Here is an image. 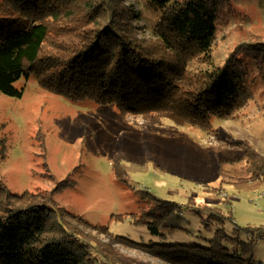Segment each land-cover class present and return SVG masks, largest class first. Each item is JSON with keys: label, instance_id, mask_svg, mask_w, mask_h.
<instances>
[{"label": "trees", "instance_id": "16d2710c", "mask_svg": "<svg viewBox=\"0 0 264 264\" xmlns=\"http://www.w3.org/2000/svg\"><path fill=\"white\" fill-rule=\"evenodd\" d=\"M152 4L161 10V17L149 31L156 42L147 44L139 40L121 0H0V92L22 96L15 82L34 74L40 86L73 101L114 104L126 114L164 117L212 130L214 115L243 105L258 78L264 84V39L243 41L222 64L195 73L188 69L189 62L211 61L216 19L231 8L232 0H152ZM46 45L51 51L44 52ZM243 160L249 175L243 181L264 176V155L251 149L226 162ZM224 163L222 175L227 171ZM119 166L116 161V175L121 174ZM62 184V189L71 186ZM0 191L8 199L26 196L2 184ZM137 194L138 216L117 218L134 217L136 224L147 226L152 238L144 243L108 230L117 243L130 239L142 251L148 245L167 264H264L256 258L253 243L264 238V226H240L221 207L193 198L181 205L148 191ZM185 209L201 217L203 227L212 233L209 238L190 234L182 215ZM50 211L58 213L57 224L52 223L61 229L58 236H48ZM88 224L65 207L56 209L50 199L12 206L0 213V264H121L111 249L99 256L95 245L85 244ZM178 232L196 240H173Z\"/></svg>", "mask_w": 264, "mask_h": 264}, {"label": "rangeland", "instance_id": "374dc122", "mask_svg": "<svg viewBox=\"0 0 264 264\" xmlns=\"http://www.w3.org/2000/svg\"><path fill=\"white\" fill-rule=\"evenodd\" d=\"M121 2L139 40L156 42L149 31L161 10L152 0ZM216 25L211 61L192 59L189 70L210 69L222 64L241 42L263 40L264 0H232L231 8L218 15ZM46 47L44 52L51 51ZM155 48L159 55V47ZM15 87L23 90L22 96L0 92V184L26 196L8 199L0 191V213L27 200L50 199L56 209L65 207L88 220L82 240L95 245L99 256L111 249L121 264H167L148 245L142 251L139 243L130 239L117 243L109 233L143 242L152 238L147 226L136 224L134 217L117 218L119 214L138 216L137 191L181 205L193 198L196 203L221 207L240 226H264V176L243 181L242 177L249 176L245 160L226 162L241 158L247 149L264 155V84L260 78L250 86L252 93L243 105L212 117L210 131L169 118L126 114L114 104L84 98L73 101L40 86L34 74L16 81ZM116 161L119 175L114 170ZM62 182L71 186L62 189ZM50 212L48 236H58L61 229L52 224L58 213ZM182 215L191 235H212L198 214L185 209ZM191 235L178 232L172 238L196 240ZM253 243L256 258L264 261V238H255Z\"/></svg>", "mask_w": 264, "mask_h": 264}]
</instances>
